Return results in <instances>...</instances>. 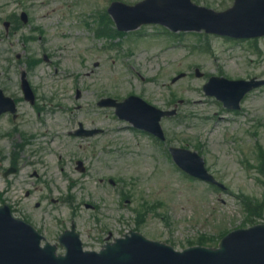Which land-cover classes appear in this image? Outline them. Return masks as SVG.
<instances>
[{"label": "rangeland", "instance_id": "374dc122", "mask_svg": "<svg viewBox=\"0 0 264 264\" xmlns=\"http://www.w3.org/2000/svg\"><path fill=\"white\" fill-rule=\"evenodd\" d=\"M119 1L132 5L140 0ZM194 1L217 11L228 8L233 2ZM17 2L0 0V16L16 11ZM108 4V0H45V4H33L32 16L44 25L49 44L63 50L49 65L38 62L29 76L30 81L38 85L41 78L40 94L54 96L64 107L73 104L72 90L79 85L83 90V105L77 113L80 119L88 127L96 124L105 127L106 137L99 136L96 144L107 142L104 146L115 145L120 153L97 151L87 162V173L80 174L69 162L68 156L77 150L75 141L64 135L67 131L64 125L73 124L62 117L63 109L55 114L54 111L38 112L21 103L20 112L25 122L0 118V195H6L15 207L23 209L50 243L56 241L58 229L65 226L59 223L74 222L87 250H98L108 233L121 237L134 230L180 251L199 245L198 236L203 238L201 243L211 244L236 228L263 224L264 204L259 208L262 189L254 184L256 174L247 172L244 162L258 165L254 146L264 149V128L256 126L264 123V88L252 92L237 115L223 112L214 99L204 96L201 88L211 76L245 80L264 74V39L232 42L205 37L201 32L170 35L158 25L142 26L136 33L119 35L111 41L93 39V29L85 26V22L91 24L92 14L88 11ZM252 46L260 50L262 56L252 52ZM31 50L36 54L35 45ZM6 52L4 41L0 43V86L15 91L18 64L6 75ZM33 57L39 60V56ZM196 69L201 76H195ZM180 73L183 77L173 82L172 78ZM66 75H70L69 79ZM130 94L157 108L176 111L172 117L161 121L167 137L164 144L196 150L209 171L227 187L224 193L184 177L167 157L164 150L167 146L157 145L152 138L118 122L112 110L107 111L109 115L105 117L91 106L101 95L118 100ZM21 130L37 135L24 150L33 152L35 159H41L34 169L39 179L52 183L49 188L32 184L34 178L28 177L33 167L25 168L26 172L18 177L3 178L13 144L22 143ZM84 148L88 156L89 149L85 145ZM56 151L64 155L62 166L70 177L65 178L64 172L55 165ZM104 175L106 180L99 183L98 179ZM117 177L123 181L120 186L107 182L108 179L117 181ZM25 181L28 184H24ZM71 181L76 184L71 185ZM26 189L32 192L27 194ZM235 194L247 195L255 208H259V216L248 217ZM61 196L70 198L76 206L73 219L62 202L49 206L50 198Z\"/></svg>", "mask_w": 264, "mask_h": 264}, {"label": "water", "instance_id": "95a60500", "mask_svg": "<svg viewBox=\"0 0 264 264\" xmlns=\"http://www.w3.org/2000/svg\"><path fill=\"white\" fill-rule=\"evenodd\" d=\"M153 1L148 0L141 6L152 5ZM165 7H155L147 13H136L138 19L135 23L123 28L129 29L143 22L158 21L174 30L204 28L238 38L264 35V0H238L235 9L220 15L195 8L188 0L176 6ZM122 11L127 13L128 10L122 8ZM196 13L201 14L203 20L196 19ZM125 16L129 17L127 14ZM119 21L117 18V22ZM227 85L234 89L233 93L229 89L221 95H230L220 98L226 101V98L233 97L236 102L239 95L244 93V90H238L242 83L233 82ZM183 153L185 159L195 158V155ZM191 172L195 175L199 173L196 166H191ZM246 237L253 244L244 250L241 248L242 240L239 246L233 247V235L222 241L219 250L191 248L183 253L174 252L158 243L133 238L126 242H117L99 254L82 253L78 246L69 244L66 256L58 257L49 248L39 249L38 238L28 226L17 221L0 222V264H264V228L251 229ZM239 239L243 238L237 236V240Z\"/></svg>", "mask_w": 264, "mask_h": 264}]
</instances>
